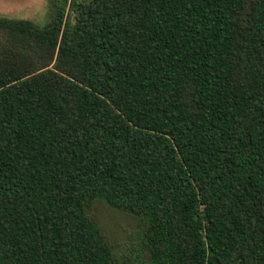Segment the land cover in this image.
<instances>
[{"label": "trees", "instance_id": "1", "mask_svg": "<svg viewBox=\"0 0 264 264\" xmlns=\"http://www.w3.org/2000/svg\"><path fill=\"white\" fill-rule=\"evenodd\" d=\"M67 4L0 19V264H264V0Z\"/></svg>", "mask_w": 264, "mask_h": 264}, {"label": "rangeland", "instance_id": "2", "mask_svg": "<svg viewBox=\"0 0 264 264\" xmlns=\"http://www.w3.org/2000/svg\"><path fill=\"white\" fill-rule=\"evenodd\" d=\"M72 1L68 0L67 12L70 10ZM54 2L63 3L64 0H0V19L28 20L40 27H45L53 21L55 16ZM0 40H2L1 37ZM91 212L116 256L123 257L135 252L140 242L138 234L142 226L137 216L112 207L99 199L93 202ZM145 260L147 264H152L149 254Z\"/></svg>", "mask_w": 264, "mask_h": 264}]
</instances>
